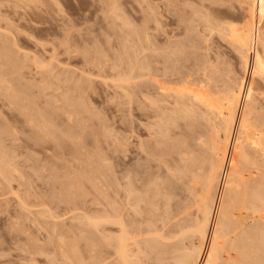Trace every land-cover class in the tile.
<instances>
[{"label":"rangeland","instance_id":"1","mask_svg":"<svg viewBox=\"0 0 264 264\" xmlns=\"http://www.w3.org/2000/svg\"><path fill=\"white\" fill-rule=\"evenodd\" d=\"M17 3L13 2V0L0 1V160L3 159L2 160L3 162L0 161L1 163L0 166L2 167L3 165V168L0 169H3L2 171L4 172L3 173L0 170L1 172L0 173V264H32V263L74 264L75 261L77 260L78 262H76L75 264L77 263L81 264L80 259H82L83 257L84 258L87 257L86 258L87 260L83 258L84 260H86L85 261L87 262L86 264L89 263L91 264L92 261L88 260V257L91 258V255L90 256L88 255L91 252V247H89L91 246V243L90 240L88 239H90L91 236L93 235V229L91 228V226L88 227L89 229L87 227H86L87 229L84 228L86 225L89 226L87 223V219L84 218V216L85 214L86 217L92 215L91 211L89 210L93 211L94 209V207H92L93 199L97 197L98 192L96 193L93 190L91 184L92 181L89 180L87 181V179H85L84 177L81 178L80 184L82 188L83 187L85 188L81 189L80 185H78L77 187H71V186L67 187V185L71 182L68 176L74 174L77 175L78 173L80 174L84 173V175H91L89 177H91L92 180L93 177L96 179L98 177L97 180L102 181V183L106 185L103 186V191L111 195L113 191L116 190V193L118 195V197L117 196L116 197L121 202L123 201V198H125L126 196V190H124V187L129 185L133 186L132 187L133 195L136 198H132V199L133 201H136L138 199L142 200L141 201L142 203L140 202L141 203L140 207L142 211L146 209L147 207L146 201L150 197L149 195H151L150 192L152 193L153 191L151 186L148 187V185H146L148 184L149 181L154 180V178H156L159 179V181H163L166 187H169L167 186L169 185L168 184L169 179L171 182L176 180V178H174L175 177L174 173H170V171L175 170L173 165L178 164L175 160L176 155L171 152V149L173 148V146L175 147V145L177 144L181 148H184L182 147L183 146L182 144H184L185 140L189 138L180 137V135L187 136L186 134H190L191 133L190 130H192L191 128H193L192 126L194 124H195L194 126L196 127L197 125L199 126L202 123H198V122H204L205 118H201L203 117L200 116L202 113L200 114L198 112L200 115H197L196 113V117L193 116L194 114L192 115L188 114L185 117V119H183L184 115H186V113L189 112L187 111L188 109L186 108V106L178 107V105L176 104L170 106L166 105L168 101L170 104L174 103L172 102V100L175 101V99H172L173 95L171 97L172 94L171 89L167 91L168 88L167 86L170 85L172 89H174V87H176L179 82L180 84L183 82L184 84L182 83V85H184L186 89L188 88L191 89V86L193 85H194L193 86L194 89L199 88V86L201 87V84L199 85V83H202V85H204L203 83H205V82H200L205 80L204 77L202 78V76H205L204 74H202L204 73L202 72L204 67L203 64L207 65V69H208V65H210L211 63L212 64L216 63L215 65H217L219 69L218 72H220L218 75L220 74L222 75L224 73V71L221 73L222 69L219 68L221 64H224V66L227 69L233 72L231 73L234 76L237 77L243 76L241 74H244L246 71L243 72L244 69H242L243 66H241V64L238 67L239 63L242 62V60L240 58V55L239 57L238 56L236 57V55H238L239 53L238 51L237 53L234 52L235 45H232L231 44L232 42L229 41L230 46L232 45L233 48L230 47L228 41H226L230 39L223 35L217 37L218 32L216 30H212V28L216 26L214 25V23L218 24L217 22L220 23V21L221 22L228 21L229 23L236 24V26H241L243 24L242 23L243 20L246 19L245 18L246 10L245 7H243L244 5H242V3L244 4V1L243 0H40V2L39 1L31 2V3L19 2L20 4ZM16 4L20 5V7H17ZM228 6L232 7L233 10L231 9V7H229L232 12H230ZM212 7H214L215 9ZM199 10L207 15L209 11H210L209 12L210 15L211 13L216 14V10H218L216 14L218 16H216L215 14L212 16L211 14L207 18L211 17L212 19L215 18V20L218 19L219 21L215 22V20L210 19L209 20L211 22L210 23L209 21L208 22L206 21L207 20L206 17H204L205 20H201V18H203L202 12L194 16V13ZM222 11H224L226 14L223 13ZM197 13L198 12H196L195 14ZM117 15L119 18L116 17ZM159 15L162 18V19L160 18V21L157 19L159 18ZM199 15L201 18L199 17ZM182 16L184 17L182 18ZM196 16L198 17L196 18ZM121 17H123L122 19L124 20H122ZM148 19L149 21H147ZM189 19L191 20L189 21ZM198 19L201 20V22ZM172 21L174 22L173 24L176 26H174L173 24H169L172 23ZM126 22H127V26L125 24ZM143 22L145 24H147L148 22L149 23L148 25H145ZM234 22H238V23H234ZM184 23H186L187 25ZM204 23L206 24L205 26H207V28L205 27V29L203 26ZM142 25L145 27H142ZM146 27L149 30H147ZM258 27L260 31L264 34V20L258 22ZM143 28H145L144 29L145 31L143 30ZM210 30H212V32H210ZM190 31L192 32L189 34L188 32ZM123 32H125L126 35ZM137 32H139V34H137ZM141 32H143V34H141ZM204 32H206V34ZM131 33L134 36L131 35L130 38L129 34ZM144 33H147V35L145 34L144 36ZM171 33L172 36H170ZM202 34H204V36ZM207 34L208 36H205ZM141 36L145 39L144 40L145 44H142L143 41L140 39L142 38ZM200 36L205 38H200ZM221 36L223 37L221 38ZM197 37L199 38V41L196 40ZM224 37L228 39H224ZM133 41L139 43V47L141 46L140 47L141 49L137 47L138 46L137 45L135 48L136 50H134L133 47L136 44L135 45H132L134 43L130 44V42ZM208 41H210V43ZM187 42H189L190 44L188 45ZM191 42L192 43L200 42V43L198 45L194 43L193 45ZM173 43H176L177 45H174ZM179 44L180 45L187 44V45H182L180 47ZM131 45L133 47H130ZM199 45L200 48L197 47ZM256 45H253L254 49L259 46ZM184 46L186 48L187 47L189 48L186 49ZM194 46H196L197 48ZM207 46L208 47L210 46L209 48L210 50L208 49ZM211 46L214 48V50L218 49L219 52L217 50L215 51L212 50L213 48ZM128 47L130 51L134 50L133 51L134 54L138 50L139 51L137 52L138 54L136 53L138 57L136 54L133 55V53L131 54L130 51H125L123 49V48L127 49ZM167 47L169 49H167ZM176 47L179 50L181 49L182 50L178 52V49H176ZM204 47L207 48L206 51L203 49ZM143 48H146V50L145 49L143 50ZM147 48H149L150 51ZM163 48L166 49L164 50ZM170 48L174 49L173 50L174 52L173 51L171 52ZM201 48L203 49V52L199 51L201 50ZM160 49H162L164 53H161L162 51ZM190 49L193 51L195 50L196 54L194 53L195 55H193V52ZM140 50L142 51L141 53ZM166 50L168 51L170 50L169 51L170 55ZM8 51L9 53H11L10 54L11 56L7 53ZM145 51L148 52L146 53ZM175 51L178 53H175ZM196 51H199L201 54L204 53L207 56L211 55L210 59L208 58L209 56L207 57L204 54L201 55L199 52ZM228 51L230 53H228ZM183 52L186 53L184 54ZM217 52L219 53V55H216ZM231 52L232 55L235 56L232 57ZM125 53L126 55L129 56L128 58L126 57ZM158 53H160L161 55ZM173 53H175L176 55L174 56L176 57V60L174 59L173 56H171L174 55ZM189 53L193 55L192 61H188V59L190 60L189 57H191L187 55ZM164 54L169 55L172 58L171 62L172 64H174L172 68L170 67L172 65V64L170 65L171 62L168 61L171 59H169V56H166ZM178 54H183L180 56L183 57L185 55V57L179 59L181 57H178L179 56ZM162 55L165 57H163ZM197 55H199L200 58L202 59H207V60H203L205 63L203 62V64H200L202 65L201 68L195 67V66H199L198 65L199 63L194 64L195 62H199L197 60L199 56L195 57ZM213 55L216 56L214 57ZM119 56H122L120 57L122 59H119L118 58ZM134 56H136L139 60L136 59ZM147 56L151 59L147 58ZM203 56H206L207 58H204ZM217 56L219 60L216 58ZM131 57L133 61L130 62ZM143 57L144 59H142L141 61L140 59ZM158 58L160 60L164 59V61H168L169 63L160 61L158 60ZM186 58L187 60L184 61L183 59ZM236 58H239L240 61ZM134 59L136 60L134 61ZM233 59L238 64H236V62L233 61ZM145 60L148 61L147 63L149 67L152 66L149 68L151 70L148 71H153L154 73L157 72L158 73L156 74L157 76H153L152 74L154 73H151L153 77L150 75V73L148 75L147 70H146L147 74L141 76L142 78L138 76L139 74L141 75L143 74V72L141 73V71L143 70L139 69L141 67L139 65L143 64L144 62L146 63ZM136 61L139 62L138 65ZM173 61H178L179 65L177 64L178 65L177 66L176 63L178 62L174 63ZM206 61H210L209 64ZM219 61H221L222 63H220ZM188 62L191 63L189 64ZM200 62H202V60H200ZM223 62H226V64ZM130 63L132 64L130 65ZM133 64L135 67L130 68L129 65L133 66ZM167 64H169L170 66ZM182 64L184 69L180 70L181 68H183ZM163 66L166 69L169 67L167 70L164 69L166 70L167 73L164 72L163 70L165 74L162 73ZM232 66L234 71L232 69ZM154 67H156V70L152 69ZM174 67L178 69V72ZM134 68H136L137 70ZM128 69L131 70L132 73ZM133 70L138 72L134 73ZM240 70L242 71L240 72ZM126 71H128L131 74L127 73ZM238 71L240 72L238 73L239 76L237 75ZM190 72L193 74H190ZM172 73L175 76H173ZM124 74L127 75L124 76ZM171 75L174 77L173 80L170 79L173 78ZM179 75H182L184 79H182V77ZM199 75L202 76L200 77ZM244 75H247V72ZM129 76H131L130 80L128 78ZM132 76H135V78ZM145 76H149V79L151 81L153 80V82H150L149 80L148 81L149 85H147L150 86L149 89L151 90L153 89V91L149 90L152 92L153 95L152 98L153 97L158 98V96H160V93L164 95V92L159 91V90L164 91V88L166 89L165 91H167L165 95L170 93L169 94L170 96L168 95L166 97L162 96V98H158L161 100L159 103L160 105L156 106V109H153L155 106L151 107L153 105L149 106L148 103L145 102V100H141L142 97H144L143 93L141 94L140 92V89H142V87L136 89V85L133 84L132 87L130 86V84L127 83V82L129 83L136 82L138 83L137 86H139L140 84L146 85L148 83H146L145 79H143ZM150 76L152 79L150 78ZM177 76L181 77L182 82L181 80H179L180 78L176 79ZM247 77H249V74L247 75ZM125 78L126 81L127 79L128 81L126 82L127 84L124 82L125 83L124 85L126 86L127 89H130L128 88V86L132 87L130 91H126L127 89H124L125 87H123L122 89V86L124 85L119 83V81H121V83L125 81ZM157 78H161V79L159 80ZM162 78L166 81L164 82ZM134 80H138V81H134ZM155 80L163 81L160 82L161 85L157 84L159 85V87L157 86L159 88L158 90L157 87L155 88L156 86ZM142 81L145 83H143ZM191 81L196 82V84H191ZM116 85L117 86L122 85L121 89H119V87H116ZM162 85L165 87H163ZM160 86L163 87V89ZM170 86L169 88H171ZM179 86L180 85L177 86L178 89L180 88ZM184 86L182 87L185 90ZM133 89L136 90L137 92H135ZM131 90L133 91V94L130 93L132 92ZM154 90L159 91L157 92L159 95L156 97H155L156 94H154L155 93ZM122 91L127 93L124 94V92ZM138 93H140L143 96L141 97V95ZM135 94L138 95L137 99L139 98L142 102L136 100V98L132 99L136 97ZM124 95L127 97H125ZM133 95L135 96L133 97ZM168 97L171 98L168 99ZM166 98L168 100L167 103L165 100L162 101V99H166ZM129 99H131V101L133 102L130 103ZM71 101H75V102H71ZM143 102L146 105L141 104ZM161 103L162 105L164 103L166 104H164L162 107ZM140 104L141 107L144 106L141 109L138 108L140 107L139 106ZM165 105L168 107H166ZM174 105L177 107H174ZM149 107L151 108V110ZM165 107L166 109H164ZM24 108L27 111L25 110L23 111ZM144 108L146 111L149 108L147 113L146 111L144 112L142 111V109ZM169 108L171 110L175 109L174 112L176 114L171 112ZM177 109L178 111H176ZM149 111H153V113ZM180 111L184 112L185 114L184 113L181 114ZM149 113H151L152 115ZM155 113H159V114H155ZM158 115H160V119H161L160 121H157V119L159 120ZM165 115H167V117H171L170 118L171 120L167 117H164L165 121L167 119V121L170 122L169 124L163 121L164 120L163 116ZM177 115H179L181 118L179 116L178 119L177 117H174ZM197 117L199 119H197ZM172 119L174 121H172ZM200 119H203V121ZM29 122H33V125H31L32 123L29 124ZM156 122L158 123L156 124ZM44 123H46L45 126L43 125ZM47 123L49 124V126H47L48 125ZM187 123H190L189 125L191 126H189ZM171 125H173V127ZM43 126L44 128H48V129L41 128V130H45V131L51 130L52 133L46 131L47 133L49 132L47 134L45 131L44 133L39 129L38 130L35 129ZM11 127L13 132L11 130ZM54 127H57L55 131H53ZM58 128L60 129L58 130ZM31 130H33V132ZM71 130L72 132L70 133ZM38 131H41V133ZM34 132L40 134L36 135ZM181 132L184 134L182 135ZM63 133L66 137L63 135ZM53 135L54 137L52 138ZM73 136L78 138L75 139L73 138ZM178 138L180 139L182 138V139L179 140ZM176 139L179 141H177ZM37 140L40 141L37 142L39 145L36 142H34ZM41 142L43 143V145ZM117 142L120 143L121 147H118L119 144H117ZM174 142H176L177 144L174 145L173 144ZM32 145H34V147ZM163 145L166 146L164 147ZM168 145H171L172 147L171 146L169 147ZM40 146L45 148H41ZM115 147L118 149H116ZM156 147L158 149H156ZM45 149L48 150V152L46 153L47 155L44 154L45 152H43V150ZM101 149L103 152H100ZM116 150L117 152H115ZM49 151L52 153H50ZM62 152L65 154L64 156ZM56 154L61 158L59 157L57 158V156L54 157ZM89 154H93L96 156H92ZM36 155H39L40 157ZM97 155H100L98 160L107 157L106 158L107 161L103 159L101 161H98L97 159L94 158V157L98 158ZM44 157H47L48 160H46ZM89 157L92 159L88 160L87 158ZM52 158L54 159L56 158V160L53 162L54 159L50 160ZM64 158L65 161H63ZM42 159H44L45 161L42 162L43 161ZM49 161L53 162V164ZM70 161H72V163H70ZM73 161H75L76 164ZM86 161H88V163ZM91 162L93 164H91L90 166L89 163ZM98 162L101 163L99 164ZM165 163L169 164L170 166H168L167 164L165 166L164 165ZM41 164L45 165V168L44 166H42V168L40 169ZM85 164H87L91 169L90 172H87L89 171V168L86 169L87 171L82 169L88 167ZM62 165L63 166L66 165V166H64L61 170L56 171V169H59V167H61ZM70 166L71 167L73 166V168L76 167L78 169L80 167L82 168H80L79 170H75L76 168L73 169L70 168ZM171 166L173 167V169H171L172 168ZM50 167L55 170L51 169ZM94 167H98V169ZM68 168H70L69 170H72L73 172L67 170ZM111 168L112 171H110ZM81 169L83 170L82 173L79 172ZM93 169L96 170L93 171ZM121 169L122 170L126 169L125 171H129L128 174L126 175V172L123 171V173L125 172L123 176L122 175L123 173H121L122 171ZM4 170L10 172H8L7 174V172H5ZM64 170H66L67 173L69 172L70 173L64 174ZM98 171H102L103 173ZM53 173L56 175H54ZM85 173H90V174H85ZM171 174H173L172 175L173 178L171 177ZM65 176H67L66 179H64ZM112 176L114 177L112 178ZM59 177H62L63 179ZM100 177L103 178L100 179ZM54 178L56 181L53 180ZM136 178L138 180L143 178L142 180H145L147 183L145 185H141V182L145 183V181L140 180L141 182L138 184ZM114 179H115L114 183L117 184H111L113 182L111 180ZM132 179L134 183L131 182ZM159 181L157 180L158 183ZM176 181H174L172 185H170V187L172 186L173 187L172 190H175V193L177 194L183 193V190L180 187H182L181 184H183L185 181L184 180H182V182L180 180H176ZM64 182L65 183L68 182V184H65ZM61 183H63L64 185ZM107 183H110V185H107ZM164 183H161V185ZM177 183L180 185H177ZM143 186L146 188L145 189L146 191L142 190L144 189ZM162 186L165 188L164 185ZM69 190L72 192H70ZM78 192H80V194ZM88 192L89 195H91L90 197L87 194H84ZM177 194L174 195V201H180L179 200L180 196L179 194L177 196ZM67 195L69 198L67 197ZM76 197H81V198H76ZM82 197H84L83 200ZM125 212L129 213V218L131 220L137 221V217L139 216H137V214H134L132 209L128 207L125 209ZM160 217L161 216L158 215L155 217V219L159 220ZM77 219L80 220L81 223ZM82 223H86V225ZM157 224H159V221L157 222ZM80 225H82V227ZM80 237H82L84 240L87 238V240H85L86 242L83 241V239L79 240ZM61 238L62 240H60ZM84 243L86 246L84 245ZM73 245L74 246L77 245L76 252H74L75 251L74 249L71 250L72 248H70ZM68 248L69 250L67 251ZM87 249L88 252L83 251ZM37 250H39V252ZM69 252L70 254H68ZM64 255L69 258H67L66 260V258H64ZM78 255H80L79 256L80 258L78 257ZM32 258L35 259L36 261L34 260L35 261L34 262ZM29 261L32 263H30Z\"/></svg>","mask_w":264,"mask_h":264},{"label":"bare ground","instance_id":"2","mask_svg":"<svg viewBox=\"0 0 264 264\" xmlns=\"http://www.w3.org/2000/svg\"><path fill=\"white\" fill-rule=\"evenodd\" d=\"M9 1H11V0H9ZM38 1L40 2V0H38ZM38 1L37 0H13V2H16V3L18 2L17 4H20L19 2H30L31 3V2H38ZM243 1H244V4L242 3V5H244L243 7H245V10H246V17H245L246 19L243 20V22H242L243 24L241 23L242 25L239 24L241 26H236V24L229 23L228 21H227L228 23L227 22H221V21L219 23V22H217V21H219L218 19L215 20V18L212 19L211 17L207 18L208 16H210L212 14L211 13L209 15L210 11L208 12L207 10L206 11L208 12V15L199 10V11H196V12H198L197 14H195L196 12L194 13V16L198 15L200 12H202L203 18H201L199 15L201 20H205L204 17H206L207 22L210 19H212L218 23V24L214 23V25H216V26L213 27L212 30H216L218 32L219 36L217 35V37H220V35L228 37L230 40H226V41H228V43H229V41H231L232 42L231 44L235 45L234 48L236 49V51L234 49V52L237 53V51H238V53H239L238 55H236V57L237 56L239 57V55H240V58L242 60V62L239 63L238 67L241 64V66H243V68L242 67H240V68L244 69L243 72L246 71L247 75L249 74V77H247V75H244L246 72L244 74H241V75H243V76L240 75L241 77L234 76L232 74L233 72L231 70L227 69L224 66V64H221V66H219V68L222 69L221 73L223 71H224V73L222 75L221 74L218 75L220 72H218L219 69H218L217 65H215L216 63H213V64L211 63L210 65H208V69H207V65L203 64V62H204L203 60H207V59H202V58H200L199 55H197L195 57L199 56L197 58V60L199 62H195L194 64L199 63L198 64L199 66H195L196 68L197 67L201 68L202 65H200V64H203V66H204L203 67L204 71L202 70V72H204V73H202V72L201 73L204 74L205 76L199 75L200 77L202 76V78L204 77L205 80L202 79L203 81H200V82H205V83H203L204 85H202V83H199V85L201 84V87L199 86V88H196V86H195L196 89H194V87H193L194 85H193V86H191V89H189L187 87L188 84L190 83V81H189V83L186 86L188 89H186L185 86L182 85V83H183L181 80L182 75H179L181 77H179V76L176 77V79L180 78L179 80H181V82H182L181 84H180V82L178 83V85H180L179 89L177 87L178 86L177 84H175L177 86L174 87V89H172V87L170 85H168V84H167L168 86L166 85L168 88H169V86L171 87L169 89L167 88V91L171 89V92H172L171 97L173 95L172 99H175V101L172 100V102H174V103L171 102L172 104H170L169 101L167 100V98L162 99V101L165 100L166 103H167V101L169 103V104L168 103L167 104L164 103V104H166L168 106L176 104V105H178V107L186 106V108L188 109L187 111H189V112H187L186 115H184L183 119H185V117L188 114L189 115L194 114L193 116L196 117V113H197V115H200L202 113L200 116H203V117H201V118H205L204 122H198V123H202L199 126L197 125V123H196L197 127L194 126L195 124L192 126L193 128H191L192 130H190V132H191L190 134H186L187 136H181L180 135V137H186V138L188 137L189 138V139L185 140L184 144H182L183 146L181 145L184 148H181L176 143L177 141L182 139V138L181 139L178 138L179 140L176 139L177 141L173 143L174 145L177 144L178 146L175 145V147L173 146V148L171 149V152L176 155L175 160L178 163L177 165H179V166H177L175 164L176 167H175V165H173L175 170H172L174 172L170 171L171 169H173L172 166H171L172 168L169 171H170V173H174V176H175L174 178H176V180H180L181 182H182V180L185 181V182L183 181L184 183L181 184L182 187H180L183 190V193H178L180 196L179 197L180 201H174V195L177 193H175V190H172L173 189L172 186L170 187V185H172V183L176 180L173 179L174 181L171 182L169 179V181L171 183L168 181L169 185H167V186H169V187H166L165 183L163 181H159V179H156V178H154V180L149 181L148 184H146L147 182L145 180H142L143 178H141L140 180L145 181V183L141 182L140 180H138L136 178L137 179L136 181L138 182V184L141 182V185L146 184V185H148V187L151 186V188L153 190L152 193L150 192V194H151V195H149L150 197L148 196L149 198L148 199L146 198L147 199L146 209H144V211H142L141 207H140L142 200L138 199L136 201H133V199H132V198H136L133 195V189H132L133 186L129 185V186L124 187V190H126V196H125V198H123V201L121 202L120 200L117 199L118 195L116 193V190H114L113 193L111 192L112 193L111 195L107 194L105 191H103V186H106V185L104 183H102V181L97 180L98 177H97V179L93 177V180H92V178L89 177L91 175H84V173H82V171H83L82 169L86 170L89 168V166L87 164H85V165L88 167H85V168L80 167L82 169L79 172H81L82 174L78 173L77 175H75V174L70 175V176H68V178H69V180H71V182L69 184H68V182L65 183L66 181L64 182L65 184H68L67 187H69V186L77 187L78 185H80V188L83 189L85 187L82 188L80 181H81V178L84 177L85 179H87V181L88 180L92 181L91 184H92L93 190L96 193L98 192L97 197L95 199H93V205L94 206L92 205V207H94V209H93V211L89 210V211H91L92 215L90 214L91 216H87V217H86V214H85V216L83 215L84 218L87 219V223L89 226H87L86 223H82V224L86 225V226L84 225L85 226L84 228H86V227L88 228L91 226V228L93 229V235L91 236L90 239H88V240H90V243H91V246H89V247H91L92 253L90 252V254H88L89 256L91 255V258L88 257V260L92 261L91 264H264V34L260 31V29L258 27V22L261 20H264V0H243ZM208 5H210V4H208ZM203 6H202V8H203ZM17 7H20V5H17ZM221 7H222V5H221ZM221 7H220V9H221ZM229 7H231V6H228V8ZM212 8H214V7H212ZM228 8H226V9H228ZM196 9H198V8H196ZM222 9H224V8H222ZM231 9H232V7H231ZM231 9H230V12H232ZM217 11L218 10H216V14H217ZM224 11H222V12L225 13ZM158 14H160V13H158ZM214 14L215 13H213L212 16ZM160 15H162V14H160ZM160 15H159V18H157L159 21L161 18ZM162 16H164V15H162ZM216 16H218V15H216ZM222 16H220V17H222ZM116 17L119 18L118 15ZM183 17L184 16H182V18ZM197 17L198 16H196V18ZM233 17H231V18H233ZM122 18L123 17H121V19ZM122 20H124V19H122ZM190 20L191 19H189V21ZM201 20H199V21L201 22ZM125 21H123V22H125ZM147 21H149V19ZM157 21H155V22H157ZM224 21H226V20H224ZM207 22H206V24H207ZM148 23L147 24L144 23V24L148 25ZM173 23L174 22L172 21V23H169V24H173ZM234 23H238V22H234ZM125 24L127 26V22ZM184 24H186V23H184ZM206 24L205 23L203 24L204 29H205V27L207 28V26H205ZM157 26H158V24H157ZM174 26H176V25H174ZM142 27H145V26L142 25ZM144 29L145 28H143V30ZM146 29H147V27H146ZM147 30H149V29H147ZM212 30H210V32H212ZM192 31H190L188 33L190 34ZM139 32H140V30H139ZM139 32H137V34H139ZM146 32H149V31H146ZM206 32H204V33L206 34ZM210 32H209V34H210ZM123 33H125V32H123ZM127 33H129V32H127ZM172 33H174V32H172ZM172 33L170 36H172ZM141 34H143V32H141ZM145 34L147 35V33H144V36H145ZM125 35H126V33H125ZM129 35L131 38V35H133V34L131 33ZM202 35L204 36V34H202ZM187 36H188V34H187ZM201 36H200V38H205V37H201ZM205 36H208V34ZM223 36H221V38ZM198 37L196 40L199 41ZM225 37H224V39H228ZM142 38H140L143 41L142 44H145L144 43L145 39L144 38L142 39ZM188 39H190V38H188ZM208 40H209V38H208ZM123 41H125V40H123ZM179 41H182V40H179ZM208 42L210 43V41H208ZM131 43H134L132 45L136 44L134 47L132 45L130 46V47H133L134 50H136L135 48L137 45H138L137 47H139V43H136L135 41L130 42V44ZM176 43H178V42H176ZM176 43H173V44L177 45ZM194 43H196V45H198L200 42L199 43L194 42ZM194 43H192V44L194 45ZM202 43H203V41H202ZM164 44H165V42H164ZM187 44L189 45L190 43L187 42ZM187 44H182V45H187ZM182 45H180V47ZM208 45H210V44H208ZM232 45L230 46V43H229V46L233 48ZM253 45H256V46L259 45V46L254 49ZM145 46H143V47H145ZM203 46H204V44H203ZM203 46H201V47H203ZM168 47H167V49H169ZM194 47H196V46H194ZM194 47H191V48H194ZM197 47L200 48V45ZM149 48H150V45H149ZM149 48H147V49L150 51ZM187 48H189V47H187ZM209 48H210V46L208 47V49ZM123 49L125 51H130L129 47L127 49H125V48H123ZM144 49L146 50V48H143V50ZM163 49L165 50L166 48H163ZM176 49H178V48L176 47ZM203 49L206 51L207 48L204 47ZM203 49L201 48V50H199V51L203 52ZM160 50L162 51V49H160ZM173 50L174 49H171V52ZM181 50L178 49V52ZM212 50H214V48ZM215 50L218 51V49H215ZM219 50H220V48H219ZM133 51H130L131 54L133 53ZM166 51L169 53L170 50L169 51L166 50ZM191 51L193 52V55L196 54L195 50L194 51L191 50ZM199 51H196V52H199ZM229 51H231V50H229ZM229 51H228V53H230ZM137 52H139V51L137 50ZM137 52H135V54ZM141 52L142 51L140 50V53ZM178 52L175 51V53H178ZM187 52H188V50H187ZM218 52L216 55H219ZM7 53L9 55L11 54V53H9V51ZM161 53H164V52L162 51ZM175 53H173L174 55H171V56H173V57L176 56ZM183 53L185 54L186 52H183ZM228 53H226V54H228ZM135 54L133 53V55H135ZM150 54H152V53H150ZM158 54H160V53H158ZM166 54H164V55H166ZM189 54H191V53H189ZM189 54H187V55L191 56V57H189L190 60L188 59V61H192L193 55L192 54L189 55ZM203 54H201V55H203ZM125 55H126V53H125ZM169 55H170V53H169ZM169 55H166V56H169ZM178 55H179L178 57H181L180 55H183V54H178ZM204 55H206V54H204ZM216 55H213V56L215 57ZM231 55H232V52H231ZM206 56H203V57L207 58L209 55L207 57ZM210 56L208 57L209 59H210ZM233 56H235V55H232V57ZM120 57H122V56H119L118 58L122 59ZM126 57L128 58L129 56L126 55ZM134 57L136 59H138L137 58L138 55H137V57L136 56H134ZM163 57H165V56H163ZM184 57H185V55L179 59H182ZM224 57H223V60H224ZM147 58H149V57L147 56ZM216 58L218 59V56ZM136 59H134V61ZM142 59H144V57L141 58L140 60L142 61ZM149 59H151V58H149ZM169 59H171V60H168V61L171 62L172 58L170 56H169ZM174 59L176 60V57H174ZM225 59H227V58H225ZM236 59L239 60V58H236ZM158 60H160V59L158 58ZM183 60L185 61V60H187V58L183 59ZM194 60H196V59H194ZM200 60H202V62H200ZM223 60H221V61H223ZM131 61H133L132 57H131L130 62ZM145 61H146V63L144 62L143 64L139 65V66H141L139 69L143 70V71H141V73L143 72V74L138 75L140 77L147 74V73H148V75H149V73H150V75H151V73H154L153 71H148V70H151L149 68L152 66L149 67L148 63H147L148 61L147 60H145ZM160 61H164V59L160 60ZM168 61H164V62L169 63ZM221 61H219V62L222 63ZM233 61H235V60L233 59ZM136 62H135V64H136ZM151 62H153V61H151ZM173 62L176 63L178 61H173ZM206 62L209 64L210 61H206ZM212 62H214V61H212ZM132 63H134V62H132ZM132 63H130V65ZM138 63L139 62H137V65H138ZM223 63L226 64V62H223ZM232 63H234V62H232ZM242 63H243V65H242ZM171 64H172V62L170 63V65ZM177 64L179 65V62L176 63V65ZM236 64H238V63L236 62ZM130 65H129L130 68L135 67L134 64H133V66H130ZM167 65H169V64H167ZM167 65H165V66H167ZM173 65L174 64H172L170 67L172 68ZM177 66H176V68H177ZM222 66L225 68H223ZM182 67H183V64H182ZM234 67H236V66H234ZM136 68H134V69H136ZM154 68H152V69L156 70V67H154ZM162 68H163L162 73H164V72H166V70L169 67L166 69L163 66ZM164 69H166V70H164ZM183 69H184V67L181 68L180 70H183ZM232 69H233V66H232ZM146 70L148 71L147 73H146ZM163 70H164V72H163ZM176 70L178 72V69H176ZM227 70H229V71H227ZM129 71H131V70H129ZM158 71H159V69H158ZM233 71H234V69H233ZM241 71L242 70H240V72ZM126 72L129 73L128 71H126ZM136 72H138V71H134V73H136ZM194 72H196V71H194ZM240 72L238 71L237 75ZM131 73H132V71H131ZM131 73H129V74H131ZM156 74H158V73L156 72L152 75L157 76ZM190 74H193V73L190 72ZM199 74H200V72H199ZM125 75H127V74H124V76ZM172 75H173V73H172ZM151 76H150V78H151ZM168 76H170V75H168ZM173 76H175V75H173ZM196 76H198V75H196ZM130 77L131 76L128 77L129 80L131 79ZM132 77L135 78V76H132ZM163 77H165V76H163ZM190 78H191V76H190ZM138 79H140V78H138ZM143 79H145V82L148 84H146V85L140 84L139 86H137L138 83H136V82L129 83V82H127L128 79L126 81V78H125V81H123L122 83L118 79L117 80L119 81L120 84H123V85L127 82L128 84H130V86L133 87V84H134V85H136V89H139L142 87V89H140V92H141V94L143 93L144 97H142L143 95L138 93L142 97L141 100H145V102L148 103L149 106L153 105L151 107L155 106L153 109H156V106L160 105L159 103L161 100L158 98H162V96L166 97L170 93L165 95L167 93V91H165L166 89L164 88V91L159 90L160 92H164V95H162L160 93V96H161L160 97V96H158L159 94L157 93L159 91L154 90L155 91L154 94H156L155 97L158 96V98H154V97L152 98L153 95H152L151 91H153V89L151 90V89H149L150 86H147V85H149V82H148L150 80L149 76H145ZM157 79L160 80L161 78H157ZM170 79L173 80L174 77L170 78ZM182 79H184V78L182 77ZM117 80H116V82H117ZM159 80L158 81L155 80L156 82L154 81L156 84V86L154 85L155 88L157 86L159 87V85H161L160 82H163L162 80L161 81H159ZM172 80H170V81H172ZM196 80H198V79H196ZM134 81H138V80H134ZM165 81L166 80H164V82ZM145 82H143V83H145ZM150 82H153V80L152 81L150 80ZM157 82H159V83H157ZM197 82H199V81H197ZM117 84H118V82H117ZM157 84H159V85H157ZM191 84H196V82L191 81ZM181 85L184 86L185 90L183 89V87ZM121 86L122 85H118V86L116 85V87H119V89H121ZM123 87H125L124 89H127L125 85L122 86V89H123ZM132 87L128 86V88H130V89ZM158 87H157V90L159 89ZM163 87H165V86H163ZM163 87H161V88L163 89ZM181 87H182V89H181ZM130 89H127L126 91H130ZM149 90H151V91H149ZM134 91L137 92L136 90H134ZM122 92H124V91H122ZM126 93L127 92H124V94H126ZM130 93L133 94V91ZM135 95H133V97ZM140 95H139V97H140ZM137 96L138 95H136V97H134L132 99L136 98V100L141 101L139 98L137 99ZM125 97H127V96H125ZM128 98H130V97H128ZM143 98H145V99H143ZM170 98L168 97V99H170ZM129 101H130V103L133 102V101H131V99H129ZM71 102H75V101H71ZM68 103H70V102H68ZM141 104L144 105L145 103L143 102ZM141 104L139 105L140 107H138L140 109L144 107V106L141 107ZM163 105L161 103L162 107H163ZM73 106H75V105H73ZM168 106H166V107H168ZM129 107H130V104H129ZM166 107L164 109H166ZM174 107H177V106L174 105ZM149 108H148V110H149ZM170 108H169V110L171 112L175 113L174 112L175 109L171 110ZM24 110H25V108L23 109V111ZM148 110L146 111L145 108L142 109V111L143 112L146 111V113L148 112ZM150 110H151V108H150ZM25 111H27V110H25ZM176 111H178V109ZM149 112L153 113V111H149ZM146 113H145V115H146ZM180 113L183 114L184 112L180 111ZM75 114H76V112H75ZM149 114H151V113H149ZM155 114H159V113H155ZM163 114H164V112H163ZM177 114H179V113H177ZM67 116H69V115H67ZM158 116H159V120L156 118L157 116L155 118L157 119V121H160L161 120L160 115H158ZM178 116L179 115L174 116V117H177V119H178L180 117V116L179 117ZM200 116H198V117H200ZM142 117H144V116H142ZM164 117H167V115L163 116V118ZM190 117H192V116H190ZM198 117H197V119H199ZM167 118L170 119L171 117H167ZM188 118H186V119H188ZM71 119H70V121H71ZM200 120L203 121V119H200ZM163 121H165V118ZM172 121H174V120L172 119ZM44 122H46V121H44ZM165 122L168 124L170 123L167 121V119ZM189 122H190V120H189ZM25 123H27V122H25ZM30 123H32L31 125H33V122H29V124ZM41 123H43V122H41ZM157 123L158 122H156V124ZM159 123H161V122H159ZM174 124H175V122H174ZM187 124L189 125L190 123H187ZM43 125L45 126L46 123H44ZM44 126L39 127V128H35V129H37V130L38 129L41 130V128L48 129V128H44ZM47 126H49V124ZM171 126L173 127V125H171ZM189 126H191V125H189ZM31 127H34V126H31ZM5 129H6V127H5ZM14 129H16V128H14ZM53 129L52 130L55 131V129H57V127H54ZM59 129L60 128H58V130ZM70 129H72V128H70ZM188 129H189V127H188ZM11 130H12V127H11ZM62 130H63V128H62ZM31 131L33 132V130H31ZM41 131L44 132L45 130H41ZM41 131H38V132L41 133ZM46 131H49L52 133L51 130H46ZM12 132H13V130H12ZM56 132H57V130H56ZM71 132H72V130L70 131V133ZM40 133H35V134L38 135ZM73 134H76V133H73ZM183 134L184 133H182V135ZM30 135H32V134H30ZM63 135H64V133H63ZM49 137H51V136H49ZM53 137H54V135L52 136V138ZM73 138L76 139L78 137L73 136ZM96 138H97V135H96ZM186 138H183V139H186ZM55 141H56V139H55ZM58 141H59V139H58ZM172 141H174V140H172ZM34 142L37 143L40 141L37 140ZM55 143H57V142H55ZM117 144H119L118 147H121L120 143L117 142ZM170 144H172V143H170ZM42 145H43V143H42ZM121 145H122V143H121ZM32 146L34 147V145H32ZM56 146H58V145H56ZM59 146H61V145H59ZM168 146L170 147L171 145H168ZM45 147H41V148H45ZM50 149H52V148H50ZM116 149H118V148H116ZM156 149H158V148L156 147ZM162 149H164V148H162ZM52 150H54V149H52ZM43 152H45L44 154H46L48 152V150L45 149V150H43ZM100 152H103L102 149ZM115 152H117V150ZM50 153H52V152H50ZM158 153H160V152H158ZM95 154H98V153H95ZM64 155L65 154L63 153V156ZM89 155L96 156L93 154H89ZM36 156H39V155H36ZM56 156H57V154L54 157H56ZM47 157H44V158L46 160H48ZM58 157L59 156H57V158ZM97 157L98 158H96V157H94V158L98 160L100 155H97ZM162 157H164V156H162ZM168 157H170V156H168ZM171 157H173V156H171ZM59 158H61V157H59ZM106 158H104V159L101 158V160L102 159L106 160ZM53 159L54 158H52L50 160H53ZM87 159L90 160L92 158L89 157ZM167 159H169V158H167ZM2 160H0V161H2ZM37 160H39V159H37ZM42 160H43L42 162L45 161L44 159H42ZM55 160H56V158L53 160V162ZM84 160H86V159H84ZM101 160H98V161H101ZM4 161H5V159H4ZM63 161H65V158L63 159ZM75 161H73V162L76 164ZM49 162H51V161H49ZM49 162H47V163H49ZM53 162H51V163L53 164ZM86 162L88 163V161H86ZM165 162H167V161H165ZM55 163H57V162H55ZM70 163H72V161H70ZM116 163H118V162H116ZM10 164H9V166H10ZM52 164H50V165H52ZM89 164L91 166V164H93V163L91 162ZM166 164L167 163H165L164 165L166 166ZM0 165H1V163H0ZM54 165H56V164H54ZM59 165H60V163H59ZM167 165L170 166L169 164H167ZM9 166H6V167H9ZM42 166H44V168H45V165L41 164L40 169L42 168ZM64 166H66V165H64ZM64 166L62 165L61 167H59V169H56V171L61 170ZM115 166H117V165H115ZM67 167H69V166H67ZM100 167H102V166H100ZM0 168H3V165H2V167L0 166ZM57 168H58V166H57ZM70 168H73V166L72 167L70 166ZM70 168H68L67 170H69ZM75 168H73V169H75ZM94 168L98 169V167H94ZM51 169H53V168H51ZM79 169L76 168L75 170H79ZM96 169H93V171ZM0 170H1V172H3L2 171L3 169H0ZM11 170H14V169H11ZM42 170H44V169H42ZM53 170H55V169H53ZM125 170L126 169L122 170L121 173H123V171H125ZM4 171L7 172V174H8V172H10V171H6V170H4ZM69 171H72V170H69ZM90 171H91V169L89 168V171H87V172H90ZM110 171H112V168L110 169ZM98 172H102V171H98ZM125 172L127 175L129 171H125ZM66 173H67L66 170H64V174H66ZM69 173H67V174H69ZM121 173H119V174H121ZM124 173L122 174L123 176H124ZM85 174H90V173H85ZM105 174H107V173H105ZM1 175H3V174H1ZM54 175H56V174H54ZM172 175L173 174H171V177L173 178ZM4 176H6V175H4ZM59 176H61V175H59ZM108 176H109V174H108ZM113 177L114 176H112V178ZM158 177H160V176H158ZM59 178L63 179L62 177H59ZM66 178H67V176L64 177V179H66ZM101 178H103V177H100V179ZM147 178H148V176H147ZM163 178H166V177H163ZM169 178H170V176H169ZM53 180H55V178ZM82 180H84V179H82ZM157 180L159 181V183L157 182ZM61 181H63V180H61ZM111 181H113V182L111 183ZM111 181H110L111 184H117V183H114L115 179L111 180ZM164 181H165V179H164ZM123 182H125V181H123ZM131 182H133V179L131 180ZM166 182H167V180H166ZM176 182H178V181H176ZM54 183H56V182H54ZM110 183H107V185H110ZM161 183H164L162 185H164L165 188L161 185ZM57 184H60V183H57ZM61 184H63V183H61ZM124 184H126V183H124ZM136 185H137V183H136ZM141 185H138V186H141ZM177 185H180V184L177 183ZM121 186H123V185H121ZM64 187H66V186H64ZM125 188H127V189H125ZM178 188H179V186H178ZM145 189L146 188L144 187V189H142V190L146 191ZM70 190H72V189H70ZM88 190H90V189H88ZM176 191H179V190H176ZM70 192H72V191H70ZM78 193L80 194V192H78ZM147 193H146V195H147ZM67 194H69V193H67ZM84 194H87L89 197L91 196V195H89V192L84 193ZM178 194H177V196H178ZM136 196H138V195H136ZM67 197H68V195H67ZM72 197H75V196H72ZM93 197H94V195H93ZM76 198H81V197H76ZM83 198L84 197H82V200H83ZM143 202H145V201H143ZM143 204H145V203H143ZM78 206H79V204H78ZM128 207L130 209H132L134 214H137V216H139V217H137V221L131 220L129 218V213L125 212V209ZM142 212H145V213H142ZM158 215H160L161 217L159 220H156L155 217ZM77 218H80V217H77ZM81 219H82V216H81ZM86 219H83V220H86ZM78 221L81 223L80 220H78ZM158 221H159V224H157ZM82 222H85V221H82ZM80 226L82 227V225H80ZM81 239H83V238L80 237L79 240H81ZM60 240H62V238ZM85 240H87V238ZM85 240L83 239V241H85ZM74 241H76V240H74ZM61 242H63V241H61ZM69 243H70V241H69ZM84 245H85V243H84ZM73 246L70 248H72L71 250L74 249L75 250L74 252H76L77 245L74 246V248H73ZM83 249H85V248H83ZM68 250H69V248L67 249V251ZM80 250H82V249H80ZM37 251L39 252V250H37ZM83 251L88 252V249L83 250ZM89 251H90V249H89ZM68 254H70V252ZM79 256L80 255H78V257ZM64 258H66V260H67V258H69V257L64 255ZM71 258H72V256H71ZM83 258L80 259V262H81V264H86L87 262H85V261L87 260L86 259L87 257L84 258L86 260H84ZM32 259H30V260H32ZM34 260L35 259H33V261ZM89 261H88V263H89ZM76 262H78V260L75 261V263ZM30 263H32V262H30ZM32 264H34V263H32Z\"/></svg>","mask_w":264,"mask_h":264}]
</instances>
